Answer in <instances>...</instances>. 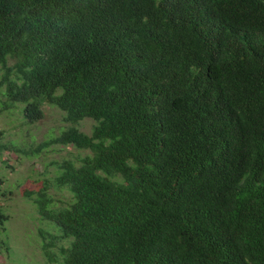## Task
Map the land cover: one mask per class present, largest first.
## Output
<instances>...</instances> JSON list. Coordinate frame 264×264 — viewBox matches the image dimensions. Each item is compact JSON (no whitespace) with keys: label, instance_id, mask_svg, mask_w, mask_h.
I'll return each instance as SVG.
<instances>
[{"label":"trees","instance_id":"trees-1","mask_svg":"<svg viewBox=\"0 0 264 264\" xmlns=\"http://www.w3.org/2000/svg\"><path fill=\"white\" fill-rule=\"evenodd\" d=\"M0 72L6 108L71 122L0 152L91 151L59 165L65 205L33 199L59 264H264V0H0Z\"/></svg>","mask_w":264,"mask_h":264},{"label":"rangeland","instance_id":"rangeland-1","mask_svg":"<svg viewBox=\"0 0 264 264\" xmlns=\"http://www.w3.org/2000/svg\"><path fill=\"white\" fill-rule=\"evenodd\" d=\"M13 64L11 60L10 65ZM1 78L2 72L0 81ZM4 91L5 86L0 84V130L6 132L2 142L15 141L18 147L36 150L42 142L71 125L65 119L63 110L49 104L43 105L44 116L40 120L28 122L23 113L25 104L16 103L11 108L4 106ZM94 124L95 120L86 118L78 127L91 133ZM90 152L72 144H53L40 148L35 154H26L14 148L0 152V180L3 182L0 184V203L10 216L5 227L0 228V242L5 240L10 246L9 251L4 249L0 252V264H59L60 247L68 245L69 241L63 239L59 230L41 217L33 199L37 191L47 186L56 204L65 205L71 199V193L53 185L59 165ZM27 191L33 192V196L27 195ZM46 244L57 260L50 261Z\"/></svg>","mask_w":264,"mask_h":264}]
</instances>
